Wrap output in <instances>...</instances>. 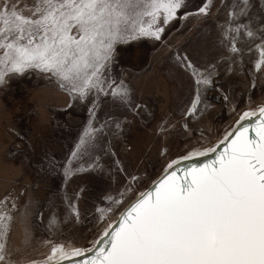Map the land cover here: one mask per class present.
I'll return each mask as SVG.
<instances>
[{
  "label": "rangeland",
  "instance_id": "obj_1",
  "mask_svg": "<svg viewBox=\"0 0 264 264\" xmlns=\"http://www.w3.org/2000/svg\"><path fill=\"white\" fill-rule=\"evenodd\" d=\"M239 3L184 0L167 24L163 12L153 24V31L163 28L160 39L142 36L117 44L107 83L126 86L127 103L107 95L106 88L85 99L75 95L63 114L40 95L61 89L55 80L36 70L6 77L0 86V145L8 149L6 155L29 161L33 172L0 173V201L12 217L8 246L22 250L10 259L43 261L53 244L94 255L122 211L170 161L210 155L235 127L251 119H241L244 112L257 116L264 106V40L250 39L242 26L264 36L259 31L264 0H250L247 15H235ZM204 5L206 15L198 11ZM149 23L145 17L144 26ZM197 94V110L190 114ZM132 125L146 128L142 140ZM25 230L31 236L27 247L21 244ZM111 240L112 235L106 249Z\"/></svg>",
  "mask_w": 264,
  "mask_h": 264
},
{
  "label": "snow or ice",
  "instance_id": "obj_2",
  "mask_svg": "<svg viewBox=\"0 0 264 264\" xmlns=\"http://www.w3.org/2000/svg\"><path fill=\"white\" fill-rule=\"evenodd\" d=\"M183 2L0 0V86L9 75L36 70L55 80L69 96L85 99L92 91L107 88V95L127 103V87L113 88L107 83L116 45L142 36L160 39L163 28L153 31V24L160 20L161 12L167 24ZM250 6V0H240L234 5L240 8L235 15H247ZM207 7H200L199 13L206 15ZM145 17L152 21L147 27ZM242 27L250 39L264 40L247 24ZM259 31L264 32V27ZM231 51H238L234 43ZM186 66L192 67L190 62ZM198 103L197 94L190 114L196 112ZM258 112L257 138L248 137V129L241 125L229 147L211 164L188 169L184 177L173 171L152 191L141 193L113 229L108 250L100 249L88 264H264V106ZM253 115L255 111L244 112L241 119ZM84 143L82 139L73 157ZM3 203L0 201V264H64L85 255L80 248L53 244L43 261L22 256L10 259L22 250L8 246L12 217L3 211ZM30 242L25 230L21 244L27 247Z\"/></svg>",
  "mask_w": 264,
  "mask_h": 264
},
{
  "label": "bare ground",
  "instance_id": "obj_3",
  "mask_svg": "<svg viewBox=\"0 0 264 264\" xmlns=\"http://www.w3.org/2000/svg\"><path fill=\"white\" fill-rule=\"evenodd\" d=\"M243 115V114H242ZM242 117V116H241ZM240 117V118H241ZM253 118V119H252ZM240 120V119H239ZM259 124V112L257 114V116L255 117H251V119L247 122H242L238 127H235L233 129V131L231 132L232 135L231 136H228V139L225 143L223 144H219L217 147L214 148L213 152L209 155V154H205V155H194L192 159L190 158H185V157H180L174 161H170L168 163L169 164H173V168L172 169H169L168 168V165L166 166L164 172L157 178L153 181V183L151 184L150 188L148 190L145 191L146 192H149L151 191L153 188L156 187V185L160 182V180L164 179L165 176H167L169 173L171 172H175V173H182V172H185L186 170L188 169H192V168H197V167H203L204 165H206L207 163H210L212 160H214L215 158H217L221 152H223L226 148L229 147L231 141L233 139H235V130L237 128H239L241 125H243V127L247 128L248 131L246 133V135L248 134H256L255 132V128L258 126ZM237 126V125H236ZM205 153V152H204ZM181 159V160H180ZM179 160V161H178ZM141 195H139L140 197ZM138 197V198H139ZM137 200V198L132 201L123 211L122 213L120 214L119 216V220H117L118 222H114L109 230L106 231V233H108V235H104L103 237V243L101 244V246L99 248H97L94 253L98 252L100 249H105V250H108L105 248V245H106V242L108 241V237L111 235L113 229H115L117 227V225L121 222L122 220V214L125 213L131 206L133 203H135V201ZM93 255L91 256H83L81 259H73L72 261H70L68 264H79L80 261H83L84 264H88V262L92 259Z\"/></svg>",
  "mask_w": 264,
  "mask_h": 264
},
{
  "label": "crops",
  "instance_id": "obj_4",
  "mask_svg": "<svg viewBox=\"0 0 264 264\" xmlns=\"http://www.w3.org/2000/svg\"><path fill=\"white\" fill-rule=\"evenodd\" d=\"M143 85V81H141L139 85L141 92L145 88V86ZM41 94H43V97H45L44 102L49 104V106L62 108L61 110L63 111V114H66L68 113V111H70V106L74 98L73 96H69L67 92L62 91L61 89H56L55 91L48 89L47 91H42L40 95ZM132 127L135 130L137 129L139 131V139L142 140L141 134L143 130L146 132V128L136 127V125H132ZM14 139L15 138H13V141ZM13 141L11 142L13 143ZM7 150L8 149H5L2 145H0V168H2L3 166L5 167V169L3 170L0 169V173H33L28 169L30 166L29 161L17 160L12 156L6 155ZM14 237L15 239L17 238L15 234Z\"/></svg>",
  "mask_w": 264,
  "mask_h": 264
},
{
  "label": "water",
  "instance_id": "obj_5",
  "mask_svg": "<svg viewBox=\"0 0 264 264\" xmlns=\"http://www.w3.org/2000/svg\"><path fill=\"white\" fill-rule=\"evenodd\" d=\"M247 136L250 137V138H257V137H256V134H248ZM212 161H213V160H212ZM212 161H211L210 163H207V164H211ZM184 174H185V172H182V173H176V175L179 176V177H184ZM153 189H154V188H153ZM153 189H152V190H153ZM152 190H151V191H152Z\"/></svg>",
  "mask_w": 264,
  "mask_h": 264
}]
</instances>
